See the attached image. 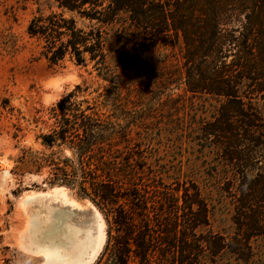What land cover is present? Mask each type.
<instances>
[{
  "label": "rangeland",
  "instance_id": "1",
  "mask_svg": "<svg viewBox=\"0 0 264 264\" xmlns=\"http://www.w3.org/2000/svg\"><path fill=\"white\" fill-rule=\"evenodd\" d=\"M96 1L123 9L101 26L54 0H0V31L19 46L0 54V264L45 263L33 218L48 208L105 231L91 264H264V0ZM38 11L101 28L100 70L88 53L40 58L27 35ZM73 92L126 132L133 182L109 206L51 184V168L13 172L23 150L75 160L39 138Z\"/></svg>",
  "mask_w": 264,
  "mask_h": 264
},
{
  "label": "trees",
  "instance_id": "2",
  "mask_svg": "<svg viewBox=\"0 0 264 264\" xmlns=\"http://www.w3.org/2000/svg\"><path fill=\"white\" fill-rule=\"evenodd\" d=\"M54 2L60 10L76 12L87 19L96 20L101 26L112 23L116 12L123 9L118 7L112 15L104 12L103 8L99 10L98 7L102 5L96 0ZM89 11L93 14L88 15ZM7 31H0L1 55H13L19 51L17 38ZM27 35L39 43L40 58L51 65L63 61L68 54L75 58L77 65H84V54L88 53L90 60L95 62L96 70H100L106 59L101 28L87 33L77 27L73 18L67 19L63 13L44 15L38 11L29 22ZM75 98L73 92L57 104L56 109L52 110L55 117L53 127L49 133L39 137L47 150L67 146L73 151L75 160L61 159L54 153L23 150L13 172L24 168H51V184L70 189L77 186L83 197L89 198L100 208L109 206L117 199L116 189L123 185L131 186L133 182L126 165L128 159L124 156L126 132L120 125L102 118L104 114L95 111L88 101L78 102ZM7 104L8 101H4V110L8 108Z\"/></svg>",
  "mask_w": 264,
  "mask_h": 264
},
{
  "label": "bare ground",
  "instance_id": "3",
  "mask_svg": "<svg viewBox=\"0 0 264 264\" xmlns=\"http://www.w3.org/2000/svg\"><path fill=\"white\" fill-rule=\"evenodd\" d=\"M67 211L48 208L43 215L33 218L34 229L41 235L34 242L37 252L45 256L44 264H91L105 241V231L94 237L88 228L72 223L74 209Z\"/></svg>",
  "mask_w": 264,
  "mask_h": 264
},
{
  "label": "water",
  "instance_id": "4",
  "mask_svg": "<svg viewBox=\"0 0 264 264\" xmlns=\"http://www.w3.org/2000/svg\"><path fill=\"white\" fill-rule=\"evenodd\" d=\"M6 174H8V172H6V171L2 172V174H1V179H2Z\"/></svg>",
  "mask_w": 264,
  "mask_h": 264
}]
</instances>
